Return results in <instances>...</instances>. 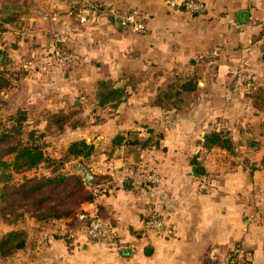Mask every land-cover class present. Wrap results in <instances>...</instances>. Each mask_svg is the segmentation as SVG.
<instances>
[{"label": "crops", "instance_id": "obj_1", "mask_svg": "<svg viewBox=\"0 0 264 264\" xmlns=\"http://www.w3.org/2000/svg\"><path fill=\"white\" fill-rule=\"evenodd\" d=\"M187 1L204 13L187 11ZM13 12L18 22L6 24ZM242 12L249 21L239 24ZM0 13L2 68L12 76L4 107L27 112L29 129L53 144L52 159L77 141L95 146L91 159L62 170L81 178L72 168L82 164L93 176L89 191L99 180L111 184L77 214L98 211L134 246L116 254L74 227L76 216L39 222L24 214L0 227V240H23L12 254L0 251V264H226L236 250L244 264H264V0H0ZM127 14L141 19L143 33L123 23ZM214 50L218 58H204ZM63 55L78 60L59 65ZM240 68L255 78L253 91L236 84ZM101 82L122 91L119 102L99 107ZM60 113L71 117L62 131L50 123ZM212 132L228 134L234 154L205 150ZM118 135L147 143L135 146L138 165L133 147L113 146ZM142 170L160 183L146 184ZM154 217L160 234L150 229Z\"/></svg>", "mask_w": 264, "mask_h": 264}, {"label": "trees", "instance_id": "obj_2", "mask_svg": "<svg viewBox=\"0 0 264 264\" xmlns=\"http://www.w3.org/2000/svg\"><path fill=\"white\" fill-rule=\"evenodd\" d=\"M1 14V13H0ZM19 14L13 12L2 19L6 24L18 22ZM0 20V22H2ZM6 30L0 25V34ZM3 46L0 43V59ZM108 84L99 83L97 99L99 107H104L122 98L121 90L109 89ZM12 87V76L0 67V108L4 106L3 94ZM3 122L4 129L0 132V203L4 213L3 218L8 219L15 215L13 220H20L24 214H30L39 222L74 219L77 210L83 203H91L94 196L87 190L83 180L77 176L63 173L66 163L79 159L89 160L95 153V146L86 141H77L68 146L59 159H52L47 151L45 135L35 130H30L27 125V112L18 110L8 112ZM71 117L65 114L53 115L50 123L58 126L59 130L68 125ZM74 128L81 125L79 121L71 124ZM113 146H140L147 148V143L129 141L123 135L116 136L112 141ZM156 145H158L156 143ZM205 150L218 148L234 154V146L228 134L212 132L207 135L202 144ZM9 158V160H7ZM197 158V157H196ZM193 161L203 173L199 163ZM264 169V161L262 162ZM49 171V175L41 172ZM21 176L20 184H15L16 177ZM21 210V211H20ZM20 214L17 215V212ZM22 236L11 233L0 240L2 255H9L22 249Z\"/></svg>", "mask_w": 264, "mask_h": 264}, {"label": "built area", "instance_id": "obj_3", "mask_svg": "<svg viewBox=\"0 0 264 264\" xmlns=\"http://www.w3.org/2000/svg\"><path fill=\"white\" fill-rule=\"evenodd\" d=\"M158 1V0H157ZM171 8H178L179 5L175 2H169ZM184 8L193 14H202L205 8L202 4L194 1H187L183 4ZM123 23L128 26L135 33H143L145 26L141 19L136 14H127L122 17ZM231 26L237 28V24L232 21ZM219 50H214L207 53L204 58L213 60L219 57ZM78 60L73 55L57 56L56 62L62 66H69ZM235 82L240 87H246L250 91L255 89V78L245 69L240 68L235 75ZM142 180L148 185H157L160 183V179L156 174H153L147 170L140 172ZM110 182L106 179L99 180L95 189L91 191L94 197H97L107 191ZM111 186V184H110ZM10 219V217H9ZM74 227L80 228L85 231L86 236L92 242L107 244L116 254L127 253L134 249V246L128 245L119 239L115 229L111 222L103 219L98 211L88 214L86 212H79L73 223ZM150 229L160 234L163 229L162 220L154 217L149 224ZM226 264H244L240 257V251L236 250L232 255H229L226 259Z\"/></svg>", "mask_w": 264, "mask_h": 264}, {"label": "water", "instance_id": "obj_4", "mask_svg": "<svg viewBox=\"0 0 264 264\" xmlns=\"http://www.w3.org/2000/svg\"><path fill=\"white\" fill-rule=\"evenodd\" d=\"M249 21V13L247 12H242L241 14H239L238 16V23L239 24H244L247 23ZM7 57V52L3 50L2 52V56L0 59V67L2 68L5 60ZM123 107V104L121 105L120 109ZM130 152L133 153V157H132V164L133 165H138L139 163V157H140V153H141V148L140 147H133L131 148ZM72 172L78 176H80L85 184V186L87 188H91L92 187V181H93V176L91 175L90 172L87 171V169L80 163H76L73 168H72Z\"/></svg>", "mask_w": 264, "mask_h": 264}, {"label": "rangeland", "instance_id": "obj_5", "mask_svg": "<svg viewBox=\"0 0 264 264\" xmlns=\"http://www.w3.org/2000/svg\"><path fill=\"white\" fill-rule=\"evenodd\" d=\"M8 112H9V110H8L7 108H5L4 106H1V108H0V132L2 131V129H4V125H6V124H4L3 122H5L4 120L6 119V116H7ZM46 142H47V143H46ZM45 143L48 144V145H50V146H53V144H52V143H48V141H45ZM50 146H49V147H50ZM7 160H9V158H7ZM15 179H16L15 184H20V182H21V180H22L21 176H17ZM0 189H1V186H0ZM4 205H5V204L0 203V227H2V228H3V226H4V225L2 224L4 221H7V220H8L7 222H9V223L18 221L17 218H16V220H13V217H14L15 215H11L10 219H4V218H3L4 213L1 212V207H3ZM20 211H21V210H20ZM20 211L17 212V215L20 214ZM14 218H15V217H14ZM0 237H1V236H0Z\"/></svg>", "mask_w": 264, "mask_h": 264}]
</instances>
